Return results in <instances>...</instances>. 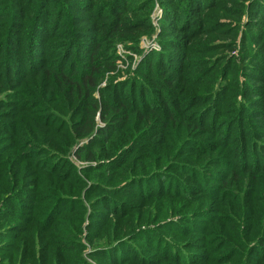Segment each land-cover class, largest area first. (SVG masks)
I'll list each match as a JSON object with an SVG mask.
<instances>
[{"label": "trees", "instance_id": "1", "mask_svg": "<svg viewBox=\"0 0 264 264\" xmlns=\"http://www.w3.org/2000/svg\"><path fill=\"white\" fill-rule=\"evenodd\" d=\"M154 2L0 0V186L8 187L0 193L1 223L9 229L8 247H30L23 264H86L82 257L65 260L64 253L85 246L78 236L88 184L85 201H92L99 215L93 221L103 229L98 238H114L92 242L99 249L93 256L107 264H186L195 253L171 233L196 232L207 247L223 245L217 252L223 264H255L243 238L250 233L258 253L264 251V0H228L230 13L221 11V0H159L166 14L162 50L146 54L128 81L100 88L104 72L114 68L117 42L131 40L140 52L141 35L153 32ZM203 35L206 40L187 42ZM192 98L193 121L185 112ZM80 143L78 159L96 163L82 173L69 159ZM141 150L144 156H136ZM172 158L182 162L168 163ZM215 192L225 197L221 202L232 196L223 209L233 207L236 228L256 222L255 231L234 235L246 252L223 240L232 230L225 214L210 217V205L198 211L190 200L216 201ZM176 199L190 200L186 208L193 212L177 220ZM64 209L81 216L63 219ZM168 217L167 230L141 226ZM51 218L53 225L68 223L80 240L76 246L67 242L63 249L60 242L49 254L41 250ZM31 225L42 230L31 233ZM231 250L241 254L238 260Z\"/></svg>", "mask_w": 264, "mask_h": 264}, {"label": "rangeland", "instance_id": "2", "mask_svg": "<svg viewBox=\"0 0 264 264\" xmlns=\"http://www.w3.org/2000/svg\"><path fill=\"white\" fill-rule=\"evenodd\" d=\"M221 2L226 5V6H222V10L223 12H227L230 13L232 12V4L228 2V0H221ZM241 12V5L236 6L234 8V16L232 17L233 20V24L235 25V21L237 20V15L238 13ZM166 17L165 14V8L164 6L159 2V0H155L154 2V6L150 12V22H151V26L153 28V32L150 35L147 34H143L140 37L139 40V50L140 52L134 51L133 49H131L130 47L133 46V41L131 40H127V41H119L117 42L116 46H115V52H116V57L114 60V68L111 69L110 71H105L104 72V77L101 80V84L99 85L100 88H107V87H111L112 83L114 84H118L119 82H123V81H128L130 78L134 77V75L136 76L137 71H138V67L140 68V64L142 63V59L144 58V56L150 52H160L162 50V43L160 41V35H161V30H162V20ZM224 22H229L228 19H223ZM246 21V20H245ZM185 36V35H184ZM207 36L203 35L201 37H197V38H191L188 37L187 42H191V43H196L200 40H206ZM224 52V51H222ZM233 54L237 55V51L234 52ZM181 93L184 94V100L188 101L187 99V94L188 92L186 91V89L184 88V90L181 88L180 90ZM161 94V93H160ZM171 95V94H170ZM96 96L100 97L99 92H96ZM171 97H173L171 95ZM238 99H242V97H238ZM162 101V98L160 99ZM186 101L184 102V104L186 103ZM172 106L174 105L177 106L178 104L175 102V100L171 101ZM199 104V102L197 103ZM196 108H195V103L193 98L189 101V106H187L185 112L187 113V111L189 112V116L187 117V119H192V115L195 114ZM22 118V114L19 115L18 119ZM206 118V115H204V119ZM98 120V127H104V124L102 121H100L99 117H97ZM217 121V120H216ZM211 125V121L207 122V125ZM39 128H41V126H39ZM43 129H46L43 126ZM2 136V135H0ZM52 136L55 139L59 138V135L57 136L55 133H52ZM89 139L86 140L85 142L88 143ZM83 143V142H82ZM77 144L74 146L73 148V152L69 155V159L75 164V166L78 168V170L82 173L83 170H86L87 168H89L90 166L96 165L95 162H89V161H85V160H79L77 155H76V150L78 149L79 146H82L83 144ZM85 143V144H86ZM127 143V142H126ZM1 149V147H0ZM174 150V149H173ZM144 150L141 151H136V156H144L143 154ZM157 156H164L162 152L157 153ZM193 157V155H191ZM209 158V156H205L204 159H202V162H205V160ZM145 160V158L143 159V161ZM110 161V160H108ZM107 161V162H108ZM160 161V160H159ZM172 161H176V162H182L179 158H172L168 163H171ZM169 167L166 168V170H168ZM50 176V175H49ZM182 176L186 177V175L182 174ZM228 177V176H227ZM51 180H59L60 178H57V176L54 177H48ZM1 183V182H0ZM191 184H195L194 181L190 180ZM237 186V185H235ZM90 187V184H88V187L85 188L83 191L82 196L84 204H85V208H86V212H83V219L80 223L81 226V230L82 232H80L78 238L82 240L83 244L85 245L84 248L82 249V251H79V249H74L76 247L73 248L72 251L70 252H65L64 253V258L65 260H69L70 258H79V262L80 260H84V262H86V264H107L108 260H101L96 258L95 256H93L94 251H97L99 249H96L93 243H100L102 245L105 244H109L111 241L114 240V238L112 237H108V239H103V238H98L99 236V231L101 232L103 229L98 227V225H96L97 223H95L93 220L95 217H98L99 215L97 213H95V211L97 210L93 205H92V201H85L86 196L87 195V189ZM8 187L6 185L4 186H0V193L3 192V190L7 189ZM240 188L244 189V185L243 184H239V187H236V191L240 192ZM65 194V192H64ZM10 195V193H9ZM7 196V194H6ZM213 197L216 198V201H214L212 199L209 200V198H207L206 196H200V197H196L197 199H194L193 197H190V200L193 199L192 203H194L195 205V209L196 210H201L203 207L202 206H207L210 205L211 209H206L205 212H210L209 213L210 217H212V214H225L223 221L225 226H229L230 228H232V230H226L225 234H224V239L226 240V243L228 244H236L239 246L240 249H243L245 252L247 250L248 247V254H252L250 258L251 262L252 260H254L255 264H260L261 260L264 261V251L258 253V249H257V244L259 243L257 240L256 236H259V234L257 232H254V237H256V239L251 238L250 235L252 233H250V235L248 237H245L244 235V240L248 243L249 246L245 247L244 245H240L239 241H237V238L234 235H240L238 230L241 229V225H238L239 227L236 228L235 223H233L235 221V219L237 220V215L236 213L233 212V207L231 209H227L226 211H224L225 209H223V205L226 202H230L229 199L232 198V196L230 195L228 197L227 200L222 201L221 200L225 197L222 196V194L220 192H215ZM10 198V196H9ZM169 197H161L160 200H167ZM184 201V199H176V205H175V209L177 213H174V215L176 216L177 220H179L180 218H182L184 216V214H188L193 212L192 210L190 211L189 208H186L188 206L189 201ZM4 201L2 200L0 202V264H23L22 261V257L24 259V255L30 253V247L26 246L23 247V245H21L20 248L18 249H11L10 247H8V243L5 242H9L10 239H7V236H9L10 234L9 229H5L6 228V221H4V223L2 222L3 217L5 216V211L1 212V209L3 208V206L5 205L3 203ZM202 202V203H201ZM4 204V205H3ZM9 204V203H8ZM94 204V203H93ZM185 204V205H183ZM80 207H77V209ZM93 208V209H92ZM157 209V207H156ZM27 210V209H26ZM71 209H64L62 211V214L64 215V217H62L63 219L66 218L67 216L69 217H77V216H81L80 213H78L79 211H77L76 215L75 212H73ZM67 211V213L65 212ZM69 211V212H68ZM230 211L232 213H230ZM25 212V211H24ZM179 212V213H178ZM193 214V213H192ZM196 213L193 214V216ZM228 214H230V217L228 218ZM28 215V213H27ZM57 215V214H56ZM57 218V216H56ZM257 218V217H255ZM74 221H76L77 219H72ZM172 221V218L168 217L167 219L164 220H158L156 222H151L148 225H141L144 227H148L152 230H167L168 228H162L163 225L167 224V226H169L168 222ZM182 221V220H180ZM231 224H230V222ZM16 222V221H15ZM55 222V220H53V218L50 219V221L48 222L49 225H53V223ZM248 223V225H247ZM245 225V228H242L241 230L244 231H251V230H256V222H247ZM230 224V225H229ZM202 225H207L205 223H202ZM53 229L51 230H45L42 231L43 232V238H44V243L41 246V250L43 249H48V254L50 253V251H54L55 250V246L58 243H65L63 244V249L66 247L67 242H71L72 244H74L75 246L77 245L76 243H78L80 240L77 238V234L73 237L72 235H70V233L68 232L69 230H71L70 226L68 225L67 222H63L61 221L60 223H57L56 225L52 226ZM234 228V229H233ZM264 228V224L263 227L261 228V230ZM138 227H136L133 230H137ZM27 230V229H26ZM33 233V230H42L39 227H34L31 225V229ZM44 230V229H43ZM88 230H92L91 233H88ZM264 230V229H263ZM258 231V230H257ZM261 232V231H260ZM29 236V240L31 242V244L33 246H35V248L37 247L36 244V236L34 234H31ZM112 233V230H110V234ZM90 235V238H89ZM171 235L175 238V240L177 242L180 243H184L187 242L186 244L191 246V251H189V255H192L193 253H195V257L191 260V261H187L186 264H223L221 257H219V253L218 250H221L224 246L223 245H215V248L212 249L211 247H207V243L205 244L203 240H201L202 238H204V235L199 234V233H193V232H189L185 235H180V234H175V233H171ZM12 236V235H11ZM264 236V234H263ZM261 236V237H263ZM205 237L209 236L206 234ZM218 239H222V237L218 238ZM252 239V240H251ZM93 242V243H92ZM163 241H161L160 239L157 241V247L159 248L161 246ZM222 244H224V241H221ZM204 243V245H203ZM234 245V248H237V246ZM44 246V247H43ZM23 247V248H22ZM225 248V247H224ZM11 249V250H10ZM229 249V248H227ZM39 254H41V251H38ZM236 255V256H235ZM241 255L240 253L237 252V250H231L229 252V256L231 259H235L238 260L240 258ZM244 255V254H242ZM78 256V257H77ZM82 257V259H81ZM152 258V257H150ZM26 261V260H25ZM41 261V260H40ZM177 264V263H176ZM241 264H252L249 261H246V259H242V263Z\"/></svg>", "mask_w": 264, "mask_h": 264}]
</instances>
